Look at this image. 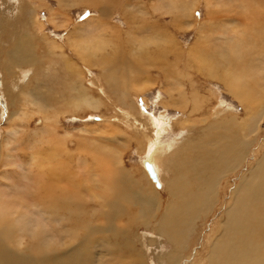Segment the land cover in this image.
Segmentation results:
<instances>
[{
    "label": "rangeland",
    "instance_id": "1",
    "mask_svg": "<svg viewBox=\"0 0 264 264\" xmlns=\"http://www.w3.org/2000/svg\"><path fill=\"white\" fill-rule=\"evenodd\" d=\"M62 1L58 3L57 0H33L35 7L31 9L28 18L26 16L27 14H22L23 19H20V17L16 20L13 16L11 20H8V22L10 21V26H13L16 20L15 26L17 28V25L21 26L24 19L28 20L26 21V28H23V30L18 29L17 34L29 37L33 46L30 49L37 61H32L36 66H34L35 70L30 75L32 76L35 73L33 74V80L31 79L32 77L29 79L33 82L31 80H25V84L27 83V85L25 87L21 85L18 87L19 89L22 88L20 91L23 92L20 95V99H25L29 102L28 106L27 104L26 106H21L20 104L17 106L19 111H21L20 118L13 116L10 119V116H8V114L10 115V109L6 105L5 98L0 94V163L2 161L0 166V182L1 177L5 180L14 178L16 183H20L21 185L26 184L34 192L36 191L35 187L30 184V180H27L26 177H30V179L34 178L38 162H42L44 165L39 170L43 168L44 170H50L52 167L55 168L56 172L52 171V180H60L61 173L64 177L72 178L76 174L78 176L87 174L89 169L93 172L94 168L92 169V165L96 161V158L99 157L96 154V150H102V152L108 154L110 157L107 162H113L114 169L123 170L127 173L130 181L134 182L137 186H143L146 195H154L155 198L156 196L158 198H156L158 201L156 199L154 201V203L159 202L158 205L154 203L150 204L154 210L153 216L149 219L137 218L134 220L131 216L135 212L137 213V207L124 208L122 211L123 214L121 218H118L120 220H116V224L117 228L120 229L122 227L121 230L125 232V237L130 242L136 240L138 244L142 238L143 242L147 245L148 255L150 256L149 260L152 264H161L158 261L165 255H171L173 258L178 257L181 260L178 264H213L215 246L223 238L220 234L222 233L225 214L231 206L245 177L251 173L253 168L260 164L264 157V108H262L264 106L259 107V105H255L259 109L258 112L261 113L258 118L260 120L253 127L256 128V132L252 136H249L250 139L246 137L247 141H240L241 144H246L248 141L253 143L249 144L241 165L229 174L224 175L218 181L216 188L213 190V194L210 196L212 205H209L210 207L207 211L205 213L202 212L197 219H192L186 238L178 241L162 225L164 218L175 209L173 202L177 204L180 201V198L173 194L172 190L169 191L168 182L173 179L174 173L179 168L185 170L184 173L188 171L193 156V154H188L190 153L188 149L192 142L197 140L201 131L206 132L205 136L208 138V142L214 136L212 128L206 131L208 125L207 119L210 115L208 112L202 115L201 109L212 106L210 111L214 110L216 112L220 109L226 111V108H230L231 113H236L239 117L241 116V119H244L243 106L231 94L225 92L223 89L225 85L223 83L219 85L217 81H206L202 76H197L195 71V77H200V79L207 82L206 86H203L205 88L202 87L200 89L198 87L200 86L199 83L201 85L203 83L201 80H196L198 83L194 80L195 83L192 86H189L188 84L190 83L186 82L188 91H186L184 97H181L177 93L178 91L174 90L169 95L171 87L174 83L175 85L177 84L176 82L171 84L170 89L168 88L167 91L165 87H168V82L162 78L163 71L153 66L160 50L154 43V39L149 41L151 45L150 47L148 45V48H146L147 57L143 55V52L141 53L143 60H145L144 65H141V58H138L140 57V51L136 48L137 46L123 34L112 35L107 47L105 46L99 50L100 55L98 54V56L93 57L95 58V66L89 67L79 61L75 51L67 45L66 38L79 27L83 31H86L84 29L91 22L93 23L91 24V26L93 25V30L97 27V23L102 24L101 21L107 23L105 24L108 25L107 27H118L119 25L121 30L126 33L128 24L133 25V23H129L134 20L131 19L132 16L135 17L139 9L145 7L147 11L146 9H140V12L145 11L144 15L146 20L148 21L149 18L148 23L151 20L146 27L150 29L157 21L153 26L160 30H169L168 32L171 34L173 41L162 37L157 38V40L162 42V48L165 52L162 61L176 70V64L178 62L173 64L174 60L168 58L174 54V52H171L172 47L177 44V49L175 50H180V52L190 47L196 38L195 31L200 30V24L203 23V27L205 26L206 22H208L207 13L214 11L216 12L214 13L215 17L212 16V18H215L213 19L215 22L213 21L212 25L216 32L209 33V40L215 42H210L207 46L210 48H218L223 46V41L226 40V43H228L229 39L237 38L239 40V47L236 49L237 52L239 48L246 45L248 38L251 40L255 36L257 38L256 43H252L253 46L248 48L250 50L247 53H242L241 56L243 57V67L251 74L250 86L260 93V95H264V36H262V33L264 35V29L258 33L255 27L243 20L241 16L244 13L240 11L242 10L244 2L242 0H212L210 7H205L203 0H192L190 3L188 1L180 2L182 5L179 3L175 8V14H178V17L186 15L184 17H186L187 25H183L182 31L179 30L180 33L176 35L172 30V27H174L172 25L178 24L179 20L173 22L174 19H170L172 14H163V12H167L168 10L164 11L163 9L160 11L163 7L167 8V0H161L162 6L158 5L157 7L159 9L155 12L152 10L149 11V9H151V3L158 0H117L115 3L120 2L125 4V14L121 16V12H119L114 18H102L96 8L92 9L84 5H72L70 0ZM129 4H135L136 6L131 8ZM12 5H14V1L12 0H0V20L6 17L5 12ZM24 7L26 8L25 5ZM227 8H230L232 12H228ZM28 9L30 10V8ZM180 10H182V13ZM237 11H239V14H237ZM247 16L250 19L249 14ZM254 16L257 17L256 14ZM243 17L246 16L244 15ZM163 20L164 22H162ZM7 25L5 26L3 24L2 28L8 29ZM118 37L120 38L119 40L117 39ZM52 43H56L57 45ZM126 44L129 45L126 46ZM225 47H227V44ZM8 52L9 48L0 46V83L4 82L5 84H11L12 81L8 80L7 77L4 80L1 79L3 75L1 68H6L7 66L8 59L6 56H8ZM103 57H106L107 60L110 59L109 61L113 64L112 66H120L122 72L126 73L127 76L117 74L115 81H123V78H126L127 81L129 80L128 85L126 84L122 89L110 83L105 85L106 82L102 79L99 64L100 58ZM136 59V67L141 69L140 71H146L138 74L131 72V67L135 65L130 64L136 61ZM182 61H185L183 56ZM105 62V67H107L109 62L106 60ZM122 62L126 65L128 64L129 68L121 66L120 64ZM158 62L160 63L159 56ZM47 64L51 65L49 70L45 69ZM9 68L11 67L9 66ZM107 68L106 70L108 72H112L110 67ZM22 70L26 71L27 69H20V71H16L15 73L12 72L13 78L16 79L18 75L22 76L24 73ZM130 73L132 74L130 75ZM157 73L160 75H157ZM30 75L28 74L27 77ZM134 75L138 77V82L133 80ZM131 77L132 79H130ZM146 78H149L150 81L148 79L146 80ZM131 81L135 85L130 84ZM172 81L170 79V83ZM28 82L30 83L28 84ZM76 87H79V92H83L85 96L90 98L91 103L80 107V105L73 106L72 102L67 103L64 101L69 98V88L77 92ZM138 87L142 88V92H135V89H138ZM176 88L178 89L177 86ZM191 90H199L200 96H193L191 98ZM29 93H32L35 99L38 98L41 100V103H43L42 96H44L46 105H44L45 108L42 111L39 107L43 104H39V107H37L34 100L30 102L29 100L31 98L29 97ZM14 94L17 93L15 92ZM170 96L172 97L169 98ZM212 96L213 98H211ZM50 98L52 102L49 100ZM179 99H183L182 103H180L181 101ZM193 100L197 104L193 103ZM263 102L264 98L262 99ZM171 104L177 105L172 106ZM70 108L71 110H69ZM194 109H197L196 114L193 113ZM66 110L69 112H65ZM224 110H222L224 115H228ZM43 116H47L49 119L46 120ZM189 118L192 122L182 127L180 122L182 121L183 123V121ZM154 120L164 121L161 132H156L157 124ZM211 121L212 123L214 122L213 120L209 122ZM52 124L56 127V137L49 132L48 125ZM11 129H13L14 135L11 134ZM219 134L221 135V131ZM36 135H45L44 137L46 138L41 140H46L49 144L47 145L45 143L42 145L37 143L38 139ZM6 142H8L7 145ZM55 145L57 148L53 152L49 147H54ZM193 147L194 149L197 148L196 145ZM48 148L53 152L52 159L54 162L52 161V165L49 164L50 160L42 161L36 157L39 154L45 156L44 153ZM160 148L162 149L161 152L159 150ZM148 151H153L151 153L153 156H150V159L155 157L154 159L158 162L157 165L160 168L158 171H155L159 176V183H161L159 189L150 180L144 168L143 162L149 158V156L147 157V154H149ZM110 152L112 156H110ZM34 156L36 158L33 160ZM190 180L192 181L190 178L187 180V186L192 189L195 183L193 181L191 183ZM68 182L72 183L74 181ZM11 187L7 190L6 186L0 185L1 193L4 195L3 197L1 195L2 199L5 198V200L12 201L11 196H14L16 192L20 191L16 185H12ZM98 203H101V201L85 197L82 208L78 213L81 217L70 222V231L66 235L68 249L74 248L84 241L88 242L89 247L87 253L93 258L92 262L94 264L97 263L98 259L95 255V248L92 247V242L95 241L93 238V229L97 227L104 228L105 225L103 217L100 218L104 209ZM164 213V218L159 219V215L161 216ZM43 218L44 216H39L36 212L31 217L36 224L43 223ZM152 220H154L153 223ZM100 236H104L105 238L109 236L111 241L117 238L111 232L104 233V235ZM82 238L84 241H82ZM138 244L137 248H140ZM113 251L115 250L113 249ZM165 259L168 263L169 260L166 257Z\"/></svg>",
    "mask_w": 264,
    "mask_h": 264
},
{
    "label": "bare ground",
    "instance_id": "2",
    "mask_svg": "<svg viewBox=\"0 0 264 264\" xmlns=\"http://www.w3.org/2000/svg\"><path fill=\"white\" fill-rule=\"evenodd\" d=\"M12 1H14V5L9 8L10 10H5L6 17L3 20H0V46L9 48L8 56H6L8 59L7 66L6 68H1V72L3 73L1 79L4 80L7 77L8 80H12L11 84H5L4 82L0 83V88L2 87V89H0V94L3 98H5L6 105L8 109H10V115L8 114L10 119L13 116L15 118H20L21 111L17 108L19 104L21 106H26V104L28 106L29 104L28 100L20 99V95L23 92L20 91L22 88L19 89L18 87L20 85L25 87L27 85V83L25 84V80H33V74L35 72L32 76L30 73L35 70L34 66L36 65H34L32 61H37L32 54L31 49L33 46L29 37L17 34L18 29L23 30V28H26V21L28 20L24 19L21 26L17 25L18 28L15 26L17 19L20 17V19H23L22 14H27V18L29 17L31 9H34L35 7V3L33 0ZM57 1L58 3L63 2L62 0ZM115 1L117 0H70V3L72 5L88 6L92 9L96 8L102 18H114V16L117 13L119 14V12H121V16H124L125 4L120 2L115 3ZM182 1H188L190 3L192 0H167V8L163 7L160 9V11L163 9L164 11L168 10L167 12H163V14H172L170 19H174L173 22L179 20L178 24L172 25L174 26L172 27V30L175 35L180 33L179 30L182 31L184 27L183 25H187L185 20L186 17H184L186 15L178 17V14H175V8ZM242 1L244 2L242 10L240 11L244 14L240 16L243 20L255 27L256 31L260 33L264 29V0ZM211 2L212 0H203V5L205 7H210ZM161 4V0L151 3V9H149V11L152 10L155 12L159 9L157 6H162ZM129 6L132 8L136 5L129 4ZM28 8H30V10ZM140 9L146 8L143 7ZM140 9L135 17L132 16L131 19L134 20L129 23H133V25L128 24L126 33L121 30L119 25L118 27H107L108 25H105L107 23H104V21H101L102 24L97 23V27L92 30L93 25L91 26V24L93 23L91 22L89 26H85L86 28L84 30L86 31H83V29L79 27L74 30L71 35L67 36V45L75 51L82 64L94 67L95 58L93 57L98 56V54L100 55L99 50L105 46L107 47L110 43L112 35L123 34L137 46L136 48L140 51V57H138V55L137 57L141 58V65H144L145 60H143L141 53L143 52V55L147 57L146 48H148V45L149 47L151 45V42L149 41L154 39V43L160 48V50L153 66L160 68L163 71L162 78L168 82V87H165L167 91L168 88L171 87V84L174 82L177 84L175 85L174 83L171 87L169 95H171L174 90L178 91L177 93L181 97H184L186 91H188L186 82L190 83L188 84L189 86H192L196 80H201L203 83L202 85L199 83L200 86L198 87L202 89L203 86H206L207 80H213L217 81L219 85L220 83H223L225 85L223 88L225 92L231 94L233 98L237 99L244 108L245 118L242 117L244 119H241V116L239 117L236 113H231L232 111L230 108H226V111L224 109H220L216 112L214 110L210 111L212 106L201 109L202 113H200L202 115L207 112L210 115L207 119L208 125L206 131L212 128L214 136L208 142V138L205 136L206 132L201 131L197 140L192 142L190 148L188 149L190 151L188 154H193L188 171L184 173L185 170L179 168L177 172L174 173L173 179L168 182V189L170 188L169 191L172 190L173 194L180 198V201L177 204L173 202L175 209L165 218V213L161 216L159 215V219L164 218L162 221L163 228L167 230L173 238L179 241L186 238L190 230L192 219H197L202 212L205 213L212 205L210 196L213 194V190L216 188L218 181L224 175L229 174L232 170L241 165V162L247 153L249 144H253L250 141L246 142V144H241L240 141H247L246 137L252 136L253 133L256 132V128L253 127L256 125V122L260 120H258V118L261 113L258 112L259 109L255 105H259V107L264 106V102L262 103L264 95H260V93L250 86L251 74L243 67V57L241 54L247 53L250 50L248 48L253 46L252 43H256L257 38H255V36L251 40L248 38L246 45L239 48L237 52L236 49L239 47V40L237 38L232 40L229 39L228 43H226V40L223 41V46H217L218 48L208 47V43L215 42L209 40V33L216 32L212 25L214 21L213 19H215L212 18V16L215 17L214 13L216 12H208V22H206L207 25L205 24L203 27V23L201 22L202 24H200V30L195 31L196 38L190 47L182 52H180V50H175L177 49V44L172 47L171 52H174V54L170 55L168 58H172L174 60L173 64L178 62L175 70L172 69L170 65L165 64L162 61V57L165 52L162 48V42L157 40V38L162 37L173 41L170 32H168L169 30H165L164 28V30H160L153 26L157 21L150 29L146 27V25H149L151 20L148 23L149 18L147 21L144 15L145 11L140 12ZM227 10L228 12H232L230 8H227ZM180 12L182 13V10H180ZM237 14H239V11H237ZM247 14H249L250 19ZM254 14H256L257 17H255ZM244 15L246 17H243ZM13 16L16 20L14 23L12 22L13 26H10V21L8 22V20H11ZM125 21L128 22L127 19H125ZM162 22H164V20ZM3 24L5 26L8 24V29L2 28ZM262 36H264L263 33ZM117 39L119 40L120 38L118 37ZM52 44L57 45L56 43ZM226 44L227 47H225ZM127 45L129 44H126V46ZM158 56L160 57V63L158 62ZM182 56L185 58L184 62L182 61ZM106 57L100 58L99 63L101 67L102 79L106 82L105 85L110 83L114 86H119V89H122L126 84H129V80L127 81L126 78H123V81L119 80L116 82V75H127L122 72L120 66H112L113 64L109 61L110 59L107 60ZM105 60L109 62L107 67H110L112 72H108L106 70L107 67H105ZM120 65L123 67L125 66V68H129V65H126L123 62ZM130 65H135L133 67L130 66L132 73L138 74L146 71H140L141 69L136 67L137 59ZM9 66L11 68H9ZM50 66V64H47V67H43L49 70ZM20 69L27 70H22L24 71L23 75H18L17 78L14 79L13 73L20 71ZM194 71L197 73V76H202L206 81L200 79V77H195L196 73ZM132 73H130V75ZM28 74L30 75L29 77H27ZM157 75L160 74L157 73ZM30 77L32 78L29 79ZM130 79H132V77ZM147 79L150 81L149 78H146V80ZM170 79L173 80L171 83ZM32 80L31 82H33ZM133 80L138 82V77L134 75ZM29 83L30 82H28V84ZM130 84H134V82L131 81ZM141 87L135 89V92H142ZM78 88L79 87H76L77 92L73 91L72 88H69V98H66L67 100L64 101L67 103L72 102L73 106L80 105V107L87 103H91L90 98L85 96L83 92H79ZM15 92L17 94H14ZM199 93V90H191V98L193 96L199 97ZM213 96L211 98H213ZM29 97L31 98L29 101L32 102L34 100L37 107H39V104H43L39 107L41 111L45 108L44 105H46V99L43 98L44 96H42L43 103H41V100L38 98L35 99L32 93H29ZM171 97L172 96L169 98ZM49 100L51 101V98ZM182 100L183 99H179V101H181L180 103H182ZM193 103H195L194 100ZM171 105L176 106L177 104ZM69 110H71V108ZM196 110L197 109L193 110L194 114L197 113ZM222 110L227 112L228 115H224ZM11 111L13 112L11 113ZM65 112H67V110ZM43 117L46 120L49 119L47 116ZM210 120H213L214 122H209ZM154 122L157 124L156 132H161L164 126V121L154 120ZM191 122L192 121H190L189 118L188 120L183 121V123L182 121L180 123L182 124V127H184L186 124ZM48 128L50 134L52 133L51 135L54 134V137H56V127L52 124L48 125ZM220 131L221 135L219 134ZM11 134H15L13 129H11ZM44 136H37V143L42 145L46 143L48 145L49 143H47L46 140H41L46 138ZM7 144L8 142H6V145ZM194 145L197 146L196 149H194ZM49 148H51L54 152L57 146L55 145L54 147ZM49 148L48 150L46 149L47 151L44 153L45 156H43V154H39L36 157L40 158L42 161L50 160L49 164L52 165L54 162L52 159L53 152ZM159 150L161 152L162 149L160 148ZM148 152L149 154H147V157L149 156V158L143 162L144 168L147 171L145 167L146 165L152 167L156 175L158 187L155 182H152L155 184L156 188L159 189L161 187V183H159V176L155 171H158L160 168L157 165L158 162L154 159L155 157L150 159V156H153L151 154L153 151ZM34 153L36 154V152ZM96 154L99 155V157L96 158V161L92 165V169L94 168L93 172L89 169L87 174L82 176H78V174H76V176H72V178L64 177L61 173L62 176L60 177V180L51 179L53 172H56L55 168L52 167V169L49 167L50 170H44V168L39 170V168L44 165L42 162H38L34 178L30 179V177H26L27 180H30V184L35 187L36 191L34 192L26 184L21 185L20 183H16L14 178H11V180H5L1 177V186H6L8 190L12 185H16L20 191L16 192L14 196H11L12 201H9L5 200V198L2 199L4 195L0 190V264H94L92 262L93 258L87 253L89 247L87 241H84L82 238V241L84 242L74 248L68 249L66 238V235L70 231V222H73V220H77L78 217H81L78 213L82 208V203L85 197L101 201L98 205L104 209V211H102V215H100V218L103 217L104 219V228L97 227L93 229V238L95 241L92 242V247L95 248V255L98 259L96 264H152L149 260L150 256L148 255L147 245L143 242L142 238L141 240L139 239V244L136 240L130 242L127 237H125V232L121 230L122 227L120 229L117 228L116 220H120L118 218H121L123 214L122 211L125 207L132 206L137 207V213L135 212L131 216L132 219H149L153 216L154 210L150 204L154 203L157 196L155 198L154 195V197L146 195L143 186L135 185L134 182L129 180L130 178H128L127 173L123 170L114 169L113 162H107L110 159L108 154L102 152V150H96ZM110 156H112V154ZM36 157L34 156L33 160ZM103 158L105 159L102 160ZM1 164L2 161L0 166ZM189 178L195 183L193 184L194 187H192V189L187 186V180ZM68 181L74 182L71 183ZM157 199L156 201H158ZM158 203L155 202L154 204L158 205ZM35 212L39 216H44L43 223L40 222L36 224L35 221L31 219ZM129 212L131 211L129 210ZM153 221L154 220H152V223ZM107 232L114 233L117 238L111 241L109 236H107V238H105L106 235L105 237L100 236L104 235V233L107 234ZM220 235H222L223 238L215 246L213 264H264V157L260 164L253 168L251 173L245 177V180L238 189L231 206L225 214L224 225ZM137 244L141 249L137 248ZM113 249L115 251H113ZM165 257L169 260L168 263L166 262ZM158 262L161 264H178L181 260H179L178 257L173 258L171 255H165L160 258Z\"/></svg>",
    "mask_w": 264,
    "mask_h": 264
},
{
    "label": "water",
    "instance_id": "3",
    "mask_svg": "<svg viewBox=\"0 0 264 264\" xmlns=\"http://www.w3.org/2000/svg\"><path fill=\"white\" fill-rule=\"evenodd\" d=\"M145 167H146V169H147V173H148L150 179H151L153 182H155V183H156V186L158 187V183H157V180H156V175H155V173H154L152 167L149 166V165H146Z\"/></svg>",
    "mask_w": 264,
    "mask_h": 264
}]
</instances>
